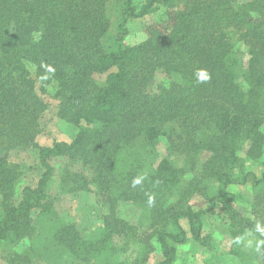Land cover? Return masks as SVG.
Wrapping results in <instances>:
<instances>
[{"label":"trees","instance_id":"1","mask_svg":"<svg viewBox=\"0 0 264 264\" xmlns=\"http://www.w3.org/2000/svg\"><path fill=\"white\" fill-rule=\"evenodd\" d=\"M161 6L171 11L165 30L125 43L128 20ZM158 68L165 73L160 82ZM201 70L210 75L206 83L197 82ZM96 75H104L101 83ZM49 84L57 117L77 131L69 141L35 145L38 174L17 196L20 171L7 154L37 144L30 115ZM162 135L188 162L210 151L202 170L220 194L176 189L181 169L168 158L145 170L140 159L122 154L138 138L153 150ZM247 144L248 158L264 164V0H0V246L25 236L35 227L32 213L53 205L52 160L64 158L79 167L64 174L59 191L92 190L111 207L128 200L144 207L148 230L135 243L140 264L154 246L161 254L154 264H175L178 245H208L206 218L218 204L232 233L239 230V195L229 185L264 189V172L245 171L238 156ZM174 185V199L165 197ZM193 194L205 199L202 207L188 203ZM58 225L72 256L99 264L107 246L99 232L81 237ZM110 227L108 237L124 229Z\"/></svg>","mask_w":264,"mask_h":264},{"label":"rangeland","instance_id":"2","mask_svg":"<svg viewBox=\"0 0 264 264\" xmlns=\"http://www.w3.org/2000/svg\"><path fill=\"white\" fill-rule=\"evenodd\" d=\"M170 15L171 11L161 6L141 18L128 20V33L124 42L135 44L145 39L148 32L165 30ZM241 66L243 62H240L239 68ZM164 77L165 73L161 68L155 70L156 82H160ZM103 78L104 75H96L98 83H101ZM52 90L53 86L49 84L47 91L38 94L42 104L35 106L37 109L30 115V129L37 144L26 148L17 147L7 154L8 162L16 165L20 171V176L13 187L17 196L21 188L31 183L38 174L35 168L37 161L35 145H48L54 140L69 141L77 131V127L72 123L57 117V100L52 98ZM247 148L248 144L240 146L238 150V156L243 161V169L261 177L264 164L260 160H250ZM122 154L131 159H140L145 170L155 169L161 159L168 158L176 168L181 169L179 176L177 173L178 183L175 185L179 187L176 189L192 185L204 187L207 194H220V185L214 179L208 178L202 170L210 156V151L206 149L197 153L193 162H188V157L170 147L167 137L162 135L153 150L138 138L132 145L124 146ZM52 165L55 171L49 183V193L52 195L53 205L47 208V212L38 210V215L37 212L32 213L31 221L35 227L27 231L25 236L15 243L8 242L0 246V264L85 263L83 259L72 256L60 243L56 233L62 236L63 225L58 224L63 222L67 224L65 227L69 230H77L81 237L99 232L96 238H101L103 243L107 244L105 252L101 251L95 259L99 264H140L142 246L138 249L135 243L137 239H143L148 230V210L139 207L132 200L118 202L111 207L109 203L98 201L92 190L61 192L59 187L64 181L62 177L66 172H69L68 174L75 172L79 164L64 158H55ZM74 168L77 169L73 170ZM175 185L165 193V197L174 199ZM227 189L239 195L233 204L239 219L238 223L237 217L235 218L239 230L232 233L233 230L228 227L229 216L218 204L214 212L206 218L205 231L210 235L208 245L202 247L191 241L178 245L175 264H264L259 255V252L264 253V189H253L250 182L242 185L231 184ZM258 192H261V195L258 196ZM204 200L198 194H193L187 199L188 203L196 208L202 207ZM182 224L187 226L184 220ZM110 225L119 229L124 226L123 232L108 237L106 234H110L109 231L113 232ZM160 258L159 249L154 246L146 257V262L142 264H154Z\"/></svg>","mask_w":264,"mask_h":264},{"label":"clouds","instance_id":"3","mask_svg":"<svg viewBox=\"0 0 264 264\" xmlns=\"http://www.w3.org/2000/svg\"><path fill=\"white\" fill-rule=\"evenodd\" d=\"M210 79V75L207 73L206 70H201L197 73V82L199 83H206ZM139 183V181H136Z\"/></svg>","mask_w":264,"mask_h":264}]
</instances>
